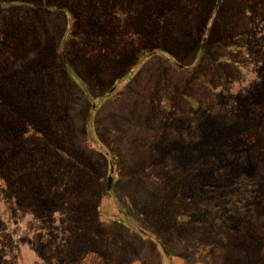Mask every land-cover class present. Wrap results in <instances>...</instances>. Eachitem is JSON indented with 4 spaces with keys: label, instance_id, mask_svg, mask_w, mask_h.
Returning a JSON list of instances; mask_svg holds the SVG:
<instances>
[{
    "label": "rangeland",
    "instance_id": "rangeland-1",
    "mask_svg": "<svg viewBox=\"0 0 264 264\" xmlns=\"http://www.w3.org/2000/svg\"><path fill=\"white\" fill-rule=\"evenodd\" d=\"M217 1L0 0V264H264V0Z\"/></svg>",
    "mask_w": 264,
    "mask_h": 264
},
{
    "label": "water",
    "instance_id": "water-1",
    "mask_svg": "<svg viewBox=\"0 0 264 264\" xmlns=\"http://www.w3.org/2000/svg\"><path fill=\"white\" fill-rule=\"evenodd\" d=\"M219 1H220V0L217 1V4L219 3ZM217 4H216V6H217ZM203 39H205V37H204ZM178 64H179L180 66H183V67H188V66L183 65V64H181V63H178ZM112 169H113V166H112V162H111V163H110V172H112ZM111 179H112V175L109 174V175H108V180H107V190H109L110 187H111Z\"/></svg>",
    "mask_w": 264,
    "mask_h": 264
}]
</instances>
